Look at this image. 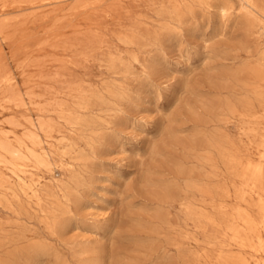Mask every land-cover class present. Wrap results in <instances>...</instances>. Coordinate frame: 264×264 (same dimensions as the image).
I'll return each instance as SVG.
<instances>
[{"label":"rangeland","instance_id":"1","mask_svg":"<svg viewBox=\"0 0 264 264\" xmlns=\"http://www.w3.org/2000/svg\"><path fill=\"white\" fill-rule=\"evenodd\" d=\"M263 99L264 15L241 0H0V141L51 154L16 173L0 162V264H264L232 230L264 241L250 228L264 170L244 171L264 167ZM202 198L215 218L188 227L185 202Z\"/></svg>","mask_w":264,"mask_h":264},{"label":"bare ground","instance_id":"2","mask_svg":"<svg viewBox=\"0 0 264 264\" xmlns=\"http://www.w3.org/2000/svg\"><path fill=\"white\" fill-rule=\"evenodd\" d=\"M192 1V0H191ZM202 1V0H201ZM183 3H185V2H183ZM187 3V2H186ZM204 3V2H203ZM202 3V4H203ZM193 5H194V3H193ZM195 5H196V2H195ZM194 5V6H195ZM198 5V4H197ZM241 5H242V7H244V8H246L250 13H252V14H255V13H260V14H263L264 15V10H262L258 5H257V3H256V1L255 0H241ZM203 6V5H202ZM206 6H204V8H205ZM210 7V6H209ZM185 9V8H184ZM222 14H223V16H225V15H227V8H225V7H223L222 9ZM187 11V10H186ZM172 12V11H171ZM188 12V11H187ZM173 14V13H172ZM170 21V20H169ZM168 21V22H169ZM170 24V23H169ZM176 25V24H175ZM126 36V35H125ZM122 63H124V62H122ZM122 65V64H121ZM184 68V67H183ZM128 70H129V68H128ZM182 71H183V69H182ZM259 79H260V77H259ZM101 83V82H100ZM159 83V82H158ZM255 87V86H254ZM90 88V87H89ZM256 88V87H255ZM82 89V88H81ZM88 93V92H87ZM119 94V93H118ZM263 94V93H262ZM18 96V95H17ZM21 96V95H20ZM44 96V95H43ZM42 96V97H43ZM45 97V96H44ZM43 97V98H44ZM262 99V98H261ZM264 100V99H263ZM63 102V101H62ZM42 105V104H41ZM45 106H46V104H45ZM251 107V106H250ZM42 108V107H41ZM51 108V107H50ZM81 108V107H80ZM45 110H47V109H45ZM49 110V109H48ZM81 110V109H80ZM252 110V109H251ZM249 113V112H248ZM253 115V114H252ZM250 116V115H249ZM240 117H242V116H240ZM38 118V117H37ZM251 118L253 119V117L251 116ZM41 119V118H40ZM90 119V118H89ZM57 120H58V118H57ZM103 121H104V119H102ZM10 121V120H9ZM8 121V122H9ZM41 121V120H40ZM105 121H106V119H105ZM11 122V121H10ZM48 122V121H47ZM252 122V121H251ZM15 123V122H14ZM12 124H13V122H12ZM21 124V123H20ZM42 124V123H41ZM108 124V123H107ZM250 124V123H249ZM249 124L247 125L248 127H249ZM47 125V124H46ZM45 125V126H46ZM251 125V124H250ZM253 125H255V124H253ZM252 125V126H253ZM44 126V127H45ZM47 126H49V125H47ZM20 127V126H19ZM43 127V128H44ZM50 127V126H49ZM94 127V126H93ZM41 129H43L42 127H40ZM250 128V127H249ZM252 128V127H251ZM253 128H254V126H253ZM246 129V128H245ZM48 130V129H47ZM249 130H251V129H249ZM254 129H252V131H250V132H254V133H256V131H253ZM248 132V131H247ZM250 132H248L249 134H250ZM27 133V132H26ZM35 134H37L38 135V133H35ZM252 134V133H251ZM32 135H33V133H32ZM26 137V136H25ZM27 137H28V135H27ZM35 137H37V136H35ZM39 137V136H38ZM32 138V137H31ZM220 139V138H219ZM33 140H35V139H33ZM99 140V138L98 139H96V141H98ZM221 140V139H220ZM38 142V141H37ZM222 142V141H221ZM223 142H224V140H223ZM213 143H216V141H214ZM212 143V144H213ZM11 143H7V140H1L0 141V162L1 163H3L4 165H8V164H10L11 165V169H12V171L14 172V173H16V170L17 169H15V166L14 165H17L18 164V162H20V161H23V160H33L34 161V163H35V165L37 166H35L34 165V163L32 162V161H30L31 163H33V165L36 167V168H38V166H49L50 164H51V159H50V153L49 152H47L46 150H44V152H37L36 151V149H34L33 147H31V146H28V145H24L25 143H20V144H16V145H13V144H11ZM34 144V143H33ZM36 144H39V143H36ZM36 144H35V147H36ZM90 144H92V145H94L95 144V142L94 141H91L90 142ZM223 145V144H222ZM220 143L218 144L217 143V146L216 147H214L215 149L217 148L218 149V159L220 160V153L222 154H224V148H225V146L223 145V149L224 150H222L221 151V146H222ZM40 147V146H39ZM235 146H233V148H234ZM233 148H231L230 147V149H229V151L228 152H231V151H233V150H231V149H233ZM238 148V147H237ZM42 149H44V148H42ZM40 151V150H39ZM95 153V152H94ZM222 154V156H225V155H228V154H224L223 155ZM233 154V152L232 153H230V155H232ZM76 155V154H75ZM220 155V156H219ZM229 155V156H230ZM222 156H221V162H222ZM237 156V155H236ZM81 159H82V156H79ZM78 157V158H79ZM205 157H207V156H205ZM204 157V158H205ZM210 157V156H209ZM226 158H227V156H225ZM231 157V156H230ZM72 158V157H71ZM208 158V157H207ZM211 158V157H210ZM262 158H264V152H263V154H262ZM209 159V158H208ZM225 159V158H224ZM207 160V159H206ZM212 160V159H211ZM213 161V160H212ZM239 160H236V158L234 157V154H233V156L229 159V162L230 163H233V164H235V162H236V164H237V162H238ZM204 162H205V160H204ZM220 162V163H221ZM247 162H249V164H247V165H245V166H247V168L246 169H244V171H245V173L247 174V172H249L248 173V175H249V177L251 178V180H253V181H255L256 183H260V182H262V178H263V170H264V167H263V164L261 163V162H250L249 160L247 161ZM22 162H20V164H21ZM23 163H25V161H23ZM30 163V164H31ZM55 163V162H54ZM61 163V162H60ZM206 163V162H205ZM207 163H209V162H207ZM239 164L238 165H240L241 166V163H240V161L238 162ZM223 164H225V163H223ZM22 165H24V164H22ZM26 165H29V164H26L25 163V167H26ZM32 165V166H33ZM70 165H71V163H70ZM211 165H212V162H211ZM229 166V164H226V166ZM31 166V165H30ZM51 166V165H50ZM49 166V167H50ZM214 166V165H213ZM227 166V168H229ZM236 165H234V167H235ZM244 166V167H245ZM17 167V166H16ZM219 167V166H218ZM243 167V168H244ZM19 168V167H18ZM28 168V167H27ZM232 169V166L230 167V170ZM235 168H233L231 171H229L231 174H232V172L234 173V171L236 172L237 171V168L234 170ZM238 169H239V167H238ZM20 170V169H19ZM23 171H24V168L22 169ZM25 170H26V168H25ZM243 170V169H242ZM241 170V171H242ZM219 171V170H218ZM240 171V170H239ZM23 173H25V172H23ZM27 173V172H26ZM237 173V172H236ZM243 172H241V174H242ZM78 174V173H77ZM216 174V173H215ZM215 174H213V175H215ZM244 174V173H243ZM4 175V174H3ZM2 175V176H3ZM31 175V174H30ZM75 175V174H74ZM204 175H207V174H204ZM213 175H212V177H213ZM219 175V173L217 174V176ZM233 175V174H232ZM231 175V176H232ZM220 176V175H219ZM235 174H234V178H235ZM1 177V176H0ZM32 177V176H31ZM209 177V176H208ZM239 177V176H238ZM237 176H236V178H238ZM81 178H82V176H81ZM204 178V177H203ZM206 178H207V176H206ZM216 178V177H215ZM1 179V178H0ZM6 179V178H5ZM4 179V180H5ZM18 179L20 180V181H18V182H20V185H18L19 186V190L21 191V192H25L26 191V185H25V183L26 182H24V180H23V178L21 177V176H19L18 175ZM17 179V180H18ZM32 179H34L33 177H32ZM209 179V178H208ZM264 179V178H263ZM83 181H84V179H83ZM5 183H6V181H4ZM18 182H17V184H18ZM33 182V181H32ZM39 182V181H38ZM195 182V181H194ZM194 182L192 183V181L190 180V181H188V183H187V190L188 189H192V187H194V185L196 186H198V184H200V183H198V184H194ZM78 183V182H77ZM2 182L0 181V186H2ZM84 184V183H83ZM202 184V183H201ZM219 185H221V181H220V183H218ZM218 184H216V185H218ZM264 183H261V185H262V187H260V188H258V189H260V191L259 192H257V193H259V198H260V201H261V205H260V207H261V214H262V219L260 220V222H256V223H251L250 224V228H251V230H253V228H258V227H261V226H263L264 227V185H263ZM33 185V184H32ZM236 185V184H235ZM257 185V184H256ZM8 186V185H7ZM201 185H199L198 187H196L197 188V190L199 191H201V195L203 194L204 196H202V197H205V194L208 192H211L213 189H214V187H213V189L212 188H210L209 186V188L210 189H212L211 191H210V189H208V187L207 186H201ZM215 186V185H214ZM217 187V186H216ZM218 187H220V186H218ZM222 187V186H221ZM257 187V186H256ZM14 188V187H13ZM32 188V187H31ZM199 188V189H198ZM15 189V188H14ZM218 188H216V190H217ZM223 189V188H222ZM215 190V191H216ZM235 190H237V188H235ZM239 190V189H238ZM9 191V190H8ZM11 191H12V189H11ZM199 191V192H200ZM214 191V193H217V191L215 192ZM240 191V190H239ZM238 191V192H239ZM13 193H14V198L15 199H18V197H19V192H18V190L17 191H12ZM77 192V191H76ZM222 194H221V193ZM33 193H34V195L36 196V197H39L40 196V194L38 193V190L37 189H35L34 187H33ZM208 193H207V196H209L208 195ZM219 194H220V196H219ZM63 195V194H62ZM211 195V194H210ZM212 195H214L213 194V191H212ZM211 195V196H212ZM216 195V197H217V199L219 200V197H221V199L223 198V195H225V194H223V192L222 191H220V190H218V195L217 194H215ZM222 195V196H221ZM3 196V195H2ZM211 196H209V197H211ZM219 196V197H218ZM212 198H214V196H212ZM207 198H202L200 201H201V203H200V207H199V205L197 206V207H195L197 204H195V206H194V202H192L191 200H186V202H185V219H186V225L189 227V220H191L192 221V219L194 218V216H196V218H198L197 220L199 221H204V220H209V216H211V215H209L208 216V214H207V212H206V200ZM184 201V200H183ZM224 201V200H223ZM196 202V201H195ZM198 203V202H197ZM217 204V203H216ZM208 205H209V202H208ZM218 205H219V203H218ZM224 206V205H223ZM220 208H221V206H219ZM218 208V207H217ZM234 208V207H233ZM220 210V209H219ZM222 210H223V208H222ZM216 211H217V209H216ZM222 212V211H221ZM221 212H220V215H221ZM64 213H66V209H64V208H62L61 206H59V205H56V206H53V209L50 211V212H48L47 213V215L45 216V218L47 219V228L50 230V232L53 234V235H60L61 234V232H62V230H63V228H64V224H63V219H62V217L60 216L61 214H64ZM183 214V215H184ZM213 217L215 218V216L213 215ZM212 216H211V218H213ZM244 219L246 220V221H248L249 219H247V218H245L244 217ZM196 222H198L196 219H194ZM193 220V221H194ZM212 220V219H211ZM214 220V219H213ZM185 221V220H184ZM199 221V222H200ZM217 221V220H216ZM215 221V222H216ZM198 222V226L200 225V223ZM205 222V221H204ZM210 223H211V221H209ZM213 222V221H212ZM250 222V221H249ZM248 222V223H249ZM214 223V222H213ZM248 223H246V224H248ZM197 224V223H196ZM205 226H206V224H205ZM247 226V225H246ZM248 226H249V224H248ZM247 226V227H248ZM203 227V225L201 226V228ZM213 229V228H212ZM239 229H240V227H239ZM238 228H235V227H232V230L235 232L234 233V238L235 239H237L238 240V242L240 243V245H242V246H250V247H253V249H255L256 251H264V241H263V239H262V237L261 236H259V242H258V245H256L255 246V244L253 245V244H251L249 241H248V239H249V237H248V239H247V237L245 238V237H243V236H245V234H243V236H242V233H241V229L239 230ZM177 230V229H176ZM214 230V229H213ZM243 231V230H242ZM214 233V232H213ZM243 233H246V232H244L243 231ZM254 233V232H253ZM51 235V234H50ZM52 236V235H51ZM247 236V235H246ZM249 236V235H248ZM84 238V237H83ZM251 240V239H250ZM41 244V242L40 241H34V243H32V245H31V249L35 252V256L36 257H33L32 256V259H35L36 260V258L37 257H39V255H40V252H39V250H41L42 248H41V246H42V244ZM186 256H187V259H188V256H189V254L187 253L186 254ZM190 257V256H189ZM223 258V257H222ZM229 259V258H228ZM231 259V258H230ZM228 261V260H227ZM248 260H246V258L244 257H239V258H236V259H232L231 260V263H233V264H248V262H247ZM229 262V261H228ZM96 264H100V262H98V263H96Z\"/></svg>","mask_w":264,"mask_h":264}]
</instances>
